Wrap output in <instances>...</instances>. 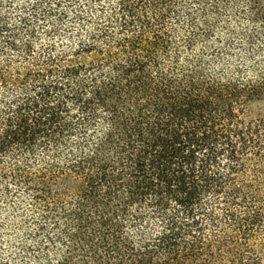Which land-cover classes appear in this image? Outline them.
<instances>
[{"label": "trees", "instance_id": "trees-1", "mask_svg": "<svg viewBox=\"0 0 264 264\" xmlns=\"http://www.w3.org/2000/svg\"><path fill=\"white\" fill-rule=\"evenodd\" d=\"M0 264H264V0H0Z\"/></svg>", "mask_w": 264, "mask_h": 264}]
</instances>
